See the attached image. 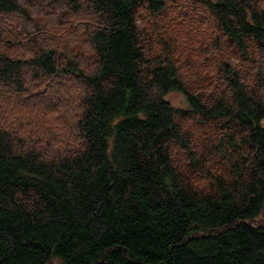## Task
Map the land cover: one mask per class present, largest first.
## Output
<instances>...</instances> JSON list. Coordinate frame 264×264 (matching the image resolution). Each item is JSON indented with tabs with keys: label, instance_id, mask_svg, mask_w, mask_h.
<instances>
[{
	"label": "trees",
	"instance_id": "obj_1",
	"mask_svg": "<svg viewBox=\"0 0 264 264\" xmlns=\"http://www.w3.org/2000/svg\"><path fill=\"white\" fill-rule=\"evenodd\" d=\"M39 1L84 15L68 39L30 37L32 53L0 29V264H264V0H186L214 17L221 54L220 81L192 71L194 86L180 63L195 19L154 44L138 24L181 0H0V14ZM13 97L31 105L8 112ZM209 127L229 162L204 189Z\"/></svg>",
	"mask_w": 264,
	"mask_h": 264
},
{
	"label": "rangeland",
	"instance_id": "obj_2",
	"mask_svg": "<svg viewBox=\"0 0 264 264\" xmlns=\"http://www.w3.org/2000/svg\"><path fill=\"white\" fill-rule=\"evenodd\" d=\"M169 9L171 10V12L169 11ZM27 11L30 13L29 18L21 16L19 13L0 14V29L15 31L13 37L15 42L22 45V53H32L30 37L33 36L40 38H50L55 34V31H58V35L61 38L68 39L72 30H74L75 26L78 25V19L76 18H82L84 15L83 13H80L82 14V16L74 15V13L69 11L71 15L66 18H62V16L68 13L61 15L63 9L61 8L60 4L52 7L49 5L41 4V1H39L36 5H29L27 3ZM146 11L147 10L145 8L141 9L142 15H140V17L138 18V24L142 29H145L147 33H150L151 36H147L146 39L151 40L153 44L160 41L158 40L160 38V33L155 30L158 26L163 27L165 31L163 32V34L168 35L169 31L174 34L179 26V17L182 16L184 19L188 20L195 19L194 32L191 38L187 41L186 56L184 55V53L181 56L180 68L190 86H194L191 78L192 71L202 70L210 77L214 78L215 81H220L219 79L221 78H219L218 68L219 63L217 61H219V57L221 56V54L220 51L214 49V45H212V42L208 40L209 35H216L214 17L210 13H208L204 6L188 2L186 0H181L177 3H173L172 5L170 4L162 14L164 16L157 17L154 15L155 21L153 28L147 25V21L145 19ZM171 41L173 42L172 38ZM179 42L183 41L174 40V43H176L177 48L180 50L181 43ZM233 50V48H226L223 54L229 56L233 53ZM232 61L234 63H237L238 59L236 57H232ZM68 83L71 85H69L66 89L63 88L64 91L62 92V94L60 92V95L62 96V98H67V102H71V100L73 99H77L79 101V96L71 93L75 89L73 84L70 82ZM60 87L61 85H59L58 87L54 83L53 90L55 91V89ZM7 89L10 90V88ZM27 97H31V94H28ZM167 98L173 104L178 106H185L186 104L183 94L177 90L169 91V93L167 94ZM22 100L23 99H15V97H13V101H9L10 106L5 107L6 110L10 112V109L14 111L18 108L31 105L30 102L24 100V104L21 106L20 102ZM44 116L47 118H51L52 114L48 113ZM199 136H201V139L198 140L205 143V145H210L214 141L213 144H215L216 150L211 146H205L202 149L203 154H199L201 158V166L196 171V173L193 174L192 183L198 187L208 189L213 181L215 174H222L228 171L227 164L229 162V158H225L223 154L218 153V147L216 146V143L222 136L221 131L216 137L215 134H213L211 127L203 128L199 131L197 137ZM212 138L213 141L211 140ZM213 153L214 161H211L210 157ZM54 263H56V260H54Z\"/></svg>",
	"mask_w": 264,
	"mask_h": 264
}]
</instances>
